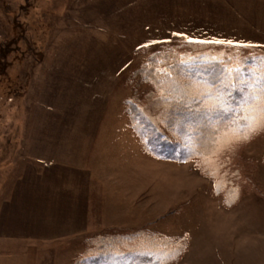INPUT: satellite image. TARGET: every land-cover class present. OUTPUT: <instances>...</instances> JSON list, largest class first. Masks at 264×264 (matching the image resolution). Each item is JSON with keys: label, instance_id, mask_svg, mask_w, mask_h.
<instances>
[{"label": "rangeland", "instance_id": "1", "mask_svg": "<svg viewBox=\"0 0 264 264\" xmlns=\"http://www.w3.org/2000/svg\"><path fill=\"white\" fill-rule=\"evenodd\" d=\"M185 40L264 52V0H0V198L11 193L1 184L23 181L33 136H77L66 155L73 168L57 178L74 192L89 183L90 230L73 237L71 264L99 238L128 250L133 230L142 243L144 230L159 235L158 253L163 238L187 235L174 264H264V130L239 147L224 143L228 133L218 140L221 152L234 145L242 176L239 199L225 207L209 162L154 156L131 126L132 73Z\"/></svg>", "mask_w": 264, "mask_h": 264}, {"label": "trees", "instance_id": "2", "mask_svg": "<svg viewBox=\"0 0 264 264\" xmlns=\"http://www.w3.org/2000/svg\"><path fill=\"white\" fill-rule=\"evenodd\" d=\"M245 48L192 40L164 45L134 70L132 78L128 80L133 87L128 98V117L136 135L142 140L144 138L146 151L161 158L182 160L198 156L206 164L209 162L208 176L214 182L213 194L221 198L225 207L234 205L242 190L237 181L242 176L238 165L232 160L236 151L231 144L235 142L238 147L242 146L264 127L249 133L247 139H236L230 131L235 127L229 123L233 117L221 120L219 116L206 111L214 100L200 93L210 92L213 97L223 94L225 100L238 102L240 95L231 86H238L239 80L245 78L254 82L264 74V52L250 49L248 53L254 57L244 56ZM242 64L243 67L240 66ZM235 68H245L247 72L237 74L232 71ZM228 80L231 85L226 86ZM136 87L142 89L136 90ZM224 133L230 136L231 146L227 144L225 151L221 152L217 141ZM238 156L237 160L241 159ZM245 179L248 180L247 177ZM254 185L251 182L253 189ZM144 233L145 239L149 238L143 243L137 240L140 233L136 230L126 233L129 243L132 238L128 250L118 248L113 238L108 241L99 238L103 243L97 241L96 247L83 254L85 257L79 264H174L188 250L187 235L163 238L161 242L169 241L165 247L168 252L162 248L164 252L158 253L160 236L147 230ZM136 248L143 251L138 255L141 256L139 260L133 254ZM150 248L157 251L151 262L146 252Z\"/></svg>", "mask_w": 264, "mask_h": 264}, {"label": "crops", "instance_id": "3", "mask_svg": "<svg viewBox=\"0 0 264 264\" xmlns=\"http://www.w3.org/2000/svg\"><path fill=\"white\" fill-rule=\"evenodd\" d=\"M70 137L33 136L23 181L1 184L11 193L0 198V264H71L73 237L90 230L89 183L74 192L71 183L57 182L73 168L66 155L78 138ZM48 168L55 176L42 182ZM75 170L88 174L89 167Z\"/></svg>", "mask_w": 264, "mask_h": 264}, {"label": "snow or ice", "instance_id": "4", "mask_svg": "<svg viewBox=\"0 0 264 264\" xmlns=\"http://www.w3.org/2000/svg\"><path fill=\"white\" fill-rule=\"evenodd\" d=\"M237 74L247 72L245 68H235L232 70ZM232 89L239 93L240 100L227 101L223 94L213 97L210 92L200 93L201 96L213 99L214 103L206 111L219 116L221 120L233 117L229 121L234 128H230L236 139H247L248 134L255 131L258 127H264V74L254 82L248 79H240L239 84H233ZM239 113H244L240 115ZM219 142V141H217ZM225 140L224 143H230Z\"/></svg>", "mask_w": 264, "mask_h": 264}]
</instances>
